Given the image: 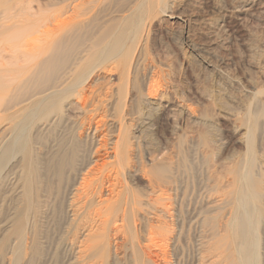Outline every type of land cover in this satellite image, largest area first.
I'll use <instances>...</instances> for the list:
<instances>
[{
	"label": "bare ground",
	"instance_id": "bare-ground-1",
	"mask_svg": "<svg viewBox=\"0 0 264 264\" xmlns=\"http://www.w3.org/2000/svg\"><path fill=\"white\" fill-rule=\"evenodd\" d=\"M0 1L4 4L0 9V43L3 41L0 46V155L4 159L12 154L0 165V203L3 206L6 200H14L13 216L4 214L7 216H4L6 221L10 219L6 222L8 227L0 230V241L7 243L9 239L7 252L10 255L6 263L176 264L178 259L173 262L177 257L176 248L174 259L166 251L169 249V235L173 233L178 239L182 230L181 225L180 228L177 226L178 221L172 219L175 210L170 212L168 209L177 197V175L171 172L175 167H171L170 162L166 166L161 163L162 160H158V165L151 164L158 172L169 171V175L164 174L167 179L160 180L162 182L159 185L168 184V189L165 186L164 189L174 191L173 195L166 193L165 197L159 194L157 199L155 196L156 200L151 197L153 201L149 198L146 202L141 201L140 195L138 197L134 191L135 196L126 174L127 170L132 175L141 170L140 166L136 168L131 164V155L143 129L132 131L130 128L136 125L135 119L140 121V116L146 114L132 103L136 98L138 101V96L139 99L143 97L150 100L158 93L160 96L166 95L165 90L159 92V68L149 60L144 61L148 29L160 12H168L166 1L126 0L117 14L104 12L98 3L96 8L95 3L94 7L82 13L80 5L84 4V0H80L81 4L74 0ZM55 5L59 6L45 13V8ZM174 14L170 10L169 18H176ZM114 23L122 26H118V29L115 27L117 31L110 33V25ZM141 61H144L143 77L148 74L145 87L137 77ZM112 75L118 76V83L111 80ZM184 103L178 105L179 109L195 116V109ZM71 108L78 110L82 116L71 117ZM33 127L36 129L33 137L35 143L40 140L43 142L45 138L40 136L39 139V134L49 135L56 127L60 129L59 134L55 133L56 143L49 146L46 163L30 157L34 163L29 160L27 172L36 175L35 179H30L23 170H18L19 162L23 159L16 160L22 152L16 144L26 136L27 128L31 130ZM112 129H116V135L110 142L107 133ZM245 134L248 152L243 161L249 167L239 175L240 184L236 190L231 191L234 193L232 199L236 202L230 203L227 196L222 199L219 203L224 208L232 204L227 219L220 224L215 223V220L210 223L209 218L204 217L202 224L211 228L207 235L203 230L202 236L204 239L209 236V240L217 236L218 241H214L212 246V240L208 239L205 245H208L207 251H214L216 243L222 240L224 244L221 243V247L228 245L230 239H225L231 235L233 251L237 256L235 264H258L264 200L261 182L254 169L257 160L251 150L253 137L247 130ZM67 135L69 139L65 143L63 141ZM178 138H183V135ZM69 147L70 152H65ZM34 150L32 148V152ZM156 157L148 159L153 163ZM44 170L46 177L51 172L55 175L56 182L49 187L45 184L48 180L38 179ZM103 171L108 173L101 175ZM146 174L143 173L144 176ZM146 179L150 183H159L153 177ZM9 193H13L11 198ZM143 205L149 211L150 207L157 206L156 211L159 213L154 214L157 215L156 219L146 218L142 225L136 221V213L138 206L142 208ZM12 222L17 224L15 241L7 236L14 226L9 225ZM39 224L47 228L53 224L52 235L46 233L44 236L50 241L41 240L43 237L38 233ZM176 238L173 247L177 243ZM201 244L200 241V247H204L205 241ZM123 246L130 248L127 256L119 253ZM41 248L45 249L43 254L49 257L43 262L35 259L36 254H41ZM203 249V254L197 250L195 263L215 264L210 258L212 255L207 251L210 256L205 255ZM230 258L227 255L222 260L226 264H234Z\"/></svg>",
	"mask_w": 264,
	"mask_h": 264
},
{
	"label": "rangeland",
	"instance_id": "rangeland-1",
	"mask_svg": "<svg viewBox=\"0 0 264 264\" xmlns=\"http://www.w3.org/2000/svg\"><path fill=\"white\" fill-rule=\"evenodd\" d=\"M79 1L74 0L75 3L81 4L83 2V0H81L82 2ZM165 1L168 9L166 11L168 12L163 14L160 12V16L153 19L154 21L148 29L149 34L145 42L146 57H144V61L147 62L149 60L157 65L158 71L160 70L157 79L159 92L165 90L166 95L169 97L165 94L160 96L158 93L150 98V100H146L143 97L139 99L138 96V101L136 98L135 103H132L135 108L138 106L146 114L142 115V117L140 116V121L135 119L138 124L135 122L134 124L136 125L130 128L132 131L143 129L141 132L143 134L140 135L138 145L134 147L131 155V164L133 163L136 168L140 166L141 170L136 175H132L127 170L126 174H128V182L131 185L133 194L135 191L138 197L140 195V200L146 202L148 198L151 201L156 200L159 194L165 197L167 194L174 192L173 190L172 192L167 191L168 184L166 186L159 185L162 182L160 180H165L166 178L164 174L169 175V171H165L164 173L158 172L153 165L160 164L162 160L161 163H165L166 166L170 162L171 167H175V172L174 170L171 172L177 175V197L175 202L171 204L169 201L167 202L168 205H171L168 207L170 212L177 211L178 218L174 212L172 219H175L176 222L178 221L177 226L180 228L181 225L182 230L177 236L178 239L173 233L169 235L170 239L167 241V248L169 249H166V251L170 258L174 259V250L176 248L178 258L176 257L175 261H173L179 262L176 264H197L195 262H197L198 252L202 251L204 247H206L203 249L204 253L207 251L208 245H205L208 244L207 241L210 238L208 236L204 239L202 236L203 230H205L204 234L207 235L210 231L209 227L211 228L207 224H202V219L207 217L210 223L215 220V223L218 222L220 224L227 219L231 205L233 202H236L232 199L234 193L232 192V194L231 191L236 190L240 184L239 175L242 172L244 173V171L246 172V169L249 167L248 164L245 166V161H243L246 158V152H248V143L246 144L247 140L245 136L247 135L245 134L246 130L253 137L251 150L257 160L254 169L258 173L257 179L261 182V192L263 193L264 200V0ZM83 3L80 5V12L82 13L95 5L94 8H96L98 3V6L102 5L100 6L104 12L108 14H114L115 12L117 14L124 7L126 0H84ZM0 4L1 9V6H4V4L1 1ZM58 6L47 7L44 11L45 13H49ZM81 6H83V9ZM168 6L171 8H168ZM170 10L175 13L176 18H169ZM118 26L120 25L116 23L111 24L110 33L117 31ZM2 45L3 41L0 43V46ZM144 61H141L137 69V77L143 82L138 81L142 86L148 82V74L145 77L142 74V63ZM111 80L115 84L119 82L116 75H112ZM181 101L185 102L183 105H190L195 109V116H192L187 110L181 111L179 109L178 105L182 103ZM69 114L71 117H74V115L82 116L78 110H74L73 108L69 110ZM55 129L54 132L51 130L52 134L50 133V136L39 134V139L40 136L45 138H43V142L40 140L35 143L33 139L36 133L35 127L31 130L27 128V134L25 132L26 136H23L19 140V144H16L19 145V149L22 151L16 157V160L21 161L23 159L22 162H19L20 166L16 165V167L19 166V169H17L19 171L23 170L24 175L28 178H36V175H29L27 172L29 160L32 163L31 159L33 160L34 158L35 160L36 157L41 163L43 160L44 163L47 162L48 155L46 154L49 148H51L49 146L56 143L55 137L56 134H59L60 128L56 127ZM30 135L31 139L28 138ZM115 135L116 129L110 130L107 133L108 141L111 142ZM179 135H183V138L179 139ZM64 139L63 142L67 143L69 139L68 135ZM44 146L46 150L43 149ZM32 148L35 149L33 152ZM137 148L139 152L141 151L140 153H138ZM70 149L71 147L65 152L69 153ZM81 149L83 150V146H81ZM82 150L80 152L83 153ZM251 150H249V155L251 154ZM35 151L38 153H35ZM40 151L41 153H39ZM44 151L46 152L44 153ZM11 155L4 159L0 155V165ZM140 155L142 158H140ZM153 157L156 158L155 160L153 159L154 162L152 163L149 159ZM62 160L65 161L66 158L63 157ZM158 160L160 161L158 162ZM56 162L54 161V163ZM107 171L101 172V175L107 174ZM143 173H147L146 176ZM53 177L54 179L52 180ZM146 177H153L159 183H150ZM38 179L48 180V183H45L47 187L56 182L55 175L52 172L48 177L45 176V170L41 172V176ZM155 184L160 187H157ZM164 186L167 187L166 190ZM33 189H35V185ZM12 194L9 193V197L10 195L12 197ZM136 194L134 195L136 196ZM226 196L227 200L230 203L232 202V204L226 205L224 208V205L219 202L222 199H226ZM151 197H154L153 200ZM10 201V199L6 200L3 206L0 203V230L8 227H6V222L10 219L8 218L6 221V215L9 213L13 216L12 214H14V200ZM222 206L223 209H221ZM156 207H150L151 211H149L147 210L148 207L146 208L144 205L142 208L138 206L139 210L136 213V219H138L136 221L143 225L146 222V218L150 220L156 219L155 217L158 215ZM262 209L264 220V205ZM213 216L214 219L211 221ZM166 220L170 222L168 217H166ZM52 223L54 224V222ZM9 225L11 227L14 226L8 231L7 236L15 241L14 238L16 239L17 237V224L12 222ZM52 225H49L50 227L48 226V228L45 225L38 226V233L43 237L41 240L50 241L48 237L44 236L46 233L52 235L54 231ZM207 228L208 230L206 231ZM5 232H7V229ZM259 232L260 248L258 264H264V221L261 222ZM175 238L177 239V243L175 241L176 244L173 247ZM228 239H230L231 243L228 241V245L222 246L223 250L221 245L224 244V240H222V244L216 243L217 245L215 246L217 248L214 251L213 249L212 251L211 249L207 251L212 255L210 258H213L212 260L216 262L215 264H226L227 262L225 263L222 259L225 260L227 255H229V258L231 257L230 260H234V264L237 262L236 253L233 251L234 243L231 241L233 236L231 238V235H229L225 240L227 241ZM211 240L209 241H211L212 246V243H215L214 241L217 242L218 238L216 236ZM200 241L202 242L201 245L205 241L204 247H200ZM7 243L9 244V239ZM7 243L0 241V264L4 262V264L8 263L9 259L7 257L10 254L7 252L9 249ZM227 248L229 249L228 251ZM129 250L128 246H123L122 249H119V253H125V256H127L130 253ZM207 252L205 255L208 254L207 256H210ZM43 253H45V249L41 248V254L38 256L36 254L35 259L41 262L48 259L49 257ZM59 258L61 259L62 255ZM176 259L178 260L176 261Z\"/></svg>",
	"mask_w": 264,
	"mask_h": 264
}]
</instances>
